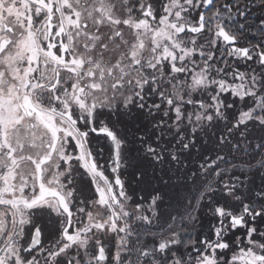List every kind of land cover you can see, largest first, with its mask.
Returning <instances> with one entry per match:
<instances>
[{
    "label": "snow or ice",
    "instance_id": "6c2138e0",
    "mask_svg": "<svg viewBox=\"0 0 264 264\" xmlns=\"http://www.w3.org/2000/svg\"><path fill=\"white\" fill-rule=\"evenodd\" d=\"M0 264H264V0H0Z\"/></svg>",
    "mask_w": 264,
    "mask_h": 264
},
{
    "label": "trees",
    "instance_id": "16d2710c",
    "mask_svg": "<svg viewBox=\"0 0 264 264\" xmlns=\"http://www.w3.org/2000/svg\"><path fill=\"white\" fill-rule=\"evenodd\" d=\"M255 14L258 17L261 15L259 10H256ZM253 32H254V29H253ZM245 40H251L253 42H257L258 38L255 35H253L252 33H249V34H247ZM245 40H242L241 42L243 43V42H245ZM241 66H243V65L241 64ZM241 70H244V69H241ZM231 101H232V97L229 96L228 97V102H231ZM215 223H216V220L213 219L211 214L208 212V210L205 209L204 212L201 215L200 222L196 225L194 230H190V234L192 236L207 235V234H209L210 226L212 224H215Z\"/></svg>",
    "mask_w": 264,
    "mask_h": 264
},
{
    "label": "rangeland",
    "instance_id": "374dc122",
    "mask_svg": "<svg viewBox=\"0 0 264 264\" xmlns=\"http://www.w3.org/2000/svg\"><path fill=\"white\" fill-rule=\"evenodd\" d=\"M241 69H244V67L241 66ZM41 221H45V222H47V223H49V222H53V221L51 220L50 217H42V218H41ZM42 227H44L45 230H46V233H48V232H51L52 230H54L53 227H55V226H54L53 224H52V225H48V224H45V223H44Z\"/></svg>",
    "mask_w": 264,
    "mask_h": 264
},
{
    "label": "flooded vegetation",
    "instance_id": "af4514ba",
    "mask_svg": "<svg viewBox=\"0 0 264 264\" xmlns=\"http://www.w3.org/2000/svg\"><path fill=\"white\" fill-rule=\"evenodd\" d=\"M48 224V225H54V222H49V223H47V222H45V221H40V224H41V226H43V224ZM55 226V225H54ZM54 228V227H53Z\"/></svg>",
    "mask_w": 264,
    "mask_h": 264
}]
</instances>
